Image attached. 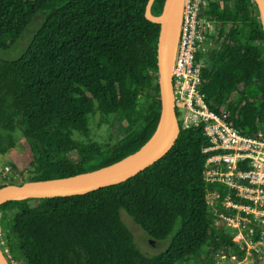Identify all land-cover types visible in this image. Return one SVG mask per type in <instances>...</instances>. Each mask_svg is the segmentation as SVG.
Instances as JSON below:
<instances>
[{
    "label": "trees",
    "instance_id": "obj_1",
    "mask_svg": "<svg viewBox=\"0 0 264 264\" xmlns=\"http://www.w3.org/2000/svg\"><path fill=\"white\" fill-rule=\"evenodd\" d=\"M148 2L0 0V154L15 146L20 131L34 154L30 181L111 166L156 132L160 23L147 18ZM164 2L153 1V15ZM202 15L217 24V49L201 55V91L216 111L227 110L233 126L254 134L264 128V29L257 2L206 0ZM16 47L20 52L9 56ZM97 114L110 130L104 143L91 138ZM208 145L202 127L180 128L163 157L124 182L0 204L9 251L21 264H221L217 258L232 253L242 260L250 250L233 241L206 203L209 188L226 195L221 184L204 178ZM9 183L14 177L0 171V187ZM121 210L152 240L169 238L166 249L143 254ZM250 220L258 243L260 228Z\"/></svg>",
    "mask_w": 264,
    "mask_h": 264
},
{
    "label": "built area",
    "instance_id": "obj_2",
    "mask_svg": "<svg viewBox=\"0 0 264 264\" xmlns=\"http://www.w3.org/2000/svg\"><path fill=\"white\" fill-rule=\"evenodd\" d=\"M206 0H183L179 33L172 66V85L180 128L202 127L208 137L203 174L209 184L219 183L226 191L209 188L206 203L231 228L233 241L257 250L250 219L264 237V128L247 134L229 121L226 109L218 112L201 91L203 57L215 49L216 22L202 15ZM214 37V38H213ZM6 170L10 171L9 167ZM17 179V175L13 176ZM226 258V255L223 256ZM230 258L239 259L232 253Z\"/></svg>",
    "mask_w": 264,
    "mask_h": 264
},
{
    "label": "water",
    "instance_id": "obj_3",
    "mask_svg": "<svg viewBox=\"0 0 264 264\" xmlns=\"http://www.w3.org/2000/svg\"><path fill=\"white\" fill-rule=\"evenodd\" d=\"M153 1L149 0L147 4L146 16L151 21L160 23L157 58L162 98V115L158 128L151 139L136 153L118 163L99 170L68 177L29 181L22 184H6L0 187V204L10 200H21L29 197H65L85 194L103 187L119 184L150 167L173 147L179 136L180 125L175 108L172 66L183 0H165L163 10L158 16L153 15L151 12ZM256 2L264 29V0H256ZM176 9L178 10L179 24L175 35L170 37ZM162 125L163 129L157 140L152 146L143 151ZM131 157L135 158L127 166L113 171ZM2 254L0 249V264H9L4 258V254Z\"/></svg>",
    "mask_w": 264,
    "mask_h": 264
},
{
    "label": "rangeland",
    "instance_id": "obj_4",
    "mask_svg": "<svg viewBox=\"0 0 264 264\" xmlns=\"http://www.w3.org/2000/svg\"><path fill=\"white\" fill-rule=\"evenodd\" d=\"M37 25L38 21H35L32 24L31 29L36 28ZM19 52L20 47H16L11 52H8V54L9 56L14 57ZM2 55L6 56L5 54ZM99 121L100 116L98 114L91 118V138L97 142L104 143L111 140L110 130L108 126L104 124L100 125ZM75 137L81 138L78 133L75 134ZM15 143V146L11 148L7 153L0 154V171L3 173L6 167H9L10 171L6 170L5 172V174H7V177L13 178V176L17 175L15 183L22 184L30 181V173L34 170L33 166L31 165L32 161L34 160V154L32 152L31 143L25 139V137L20 131H17L15 133ZM74 159L77 161L78 157L75 156ZM120 213L123 222L127 225V227L134 235V241L136 246L143 254H145L146 256H154L166 249L170 242L169 238L162 241L153 240L152 242V239L148 236L145 230H143V228L139 226L125 210H121ZM223 223L225 227H228L226 222ZM227 229L228 231H232L230 227H228ZM259 244L262 248L261 253L255 255L254 252H250L253 250L256 251V249H254L255 246L253 247V245H251V247L248 248L250 251H248L247 257L243 258V262L241 263H239L240 259L233 260L230 258V256L227 258L223 257V259L218 257L217 262L221 264H256V262L259 260L262 262V264H264V237L262 238ZM0 245L4 247V251L7 255V257L4 255V258L9 264H21V260H17L14 256H12V253L9 251V248L7 246L6 233L1 228Z\"/></svg>",
    "mask_w": 264,
    "mask_h": 264
},
{
    "label": "bare ground",
    "instance_id": "obj_5",
    "mask_svg": "<svg viewBox=\"0 0 264 264\" xmlns=\"http://www.w3.org/2000/svg\"><path fill=\"white\" fill-rule=\"evenodd\" d=\"M179 22V15H178V10L176 9L175 15H174V19H173V26H172V31L170 33V37H172L173 35H175L177 28H178V23ZM163 129V125L159 128L158 132L155 134V136L153 137V139L149 142V144L145 147V149L143 151H145L146 149H148L150 146H152V144L157 140V138L159 137L160 133L162 132ZM135 157H131L128 160H126L122 165L118 166L117 168H115L113 171L118 170L120 168H123L125 166H127Z\"/></svg>",
    "mask_w": 264,
    "mask_h": 264
},
{
    "label": "crops",
    "instance_id": "obj_6",
    "mask_svg": "<svg viewBox=\"0 0 264 264\" xmlns=\"http://www.w3.org/2000/svg\"><path fill=\"white\" fill-rule=\"evenodd\" d=\"M241 262H243V261H242V260H239V263H241ZM239 263H238V264H239Z\"/></svg>",
    "mask_w": 264,
    "mask_h": 264
}]
</instances>
